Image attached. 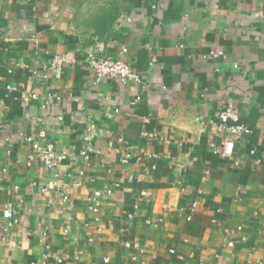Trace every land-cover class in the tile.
<instances>
[{
    "label": "crops",
    "instance_id": "1",
    "mask_svg": "<svg viewBox=\"0 0 264 264\" xmlns=\"http://www.w3.org/2000/svg\"><path fill=\"white\" fill-rule=\"evenodd\" d=\"M68 50L57 78L46 65ZM89 52L141 81L95 84ZM230 104L252 133L219 130ZM39 128L76 157L27 166ZM263 131L264 0H0V220L5 206L19 217L0 264H32L46 243L55 264H264ZM226 139L232 155H215Z\"/></svg>",
    "mask_w": 264,
    "mask_h": 264
},
{
    "label": "built area",
    "instance_id": "2",
    "mask_svg": "<svg viewBox=\"0 0 264 264\" xmlns=\"http://www.w3.org/2000/svg\"><path fill=\"white\" fill-rule=\"evenodd\" d=\"M209 54L213 57H221L224 56L223 52L218 51H209ZM83 60L85 61L87 67L92 71L94 76V83H100L104 78H115L118 79L121 83H125L128 81L132 82H140L141 76L138 72L133 70L126 62L119 59H111L108 57L96 56L94 53H87L84 55ZM76 62V53L75 51L68 50L62 53L54 54L46 68L53 71L54 75L59 78L61 75L62 69L65 65H72ZM9 72L11 70H8ZM36 72V71H33ZM8 88H12L11 85H7ZM32 97H35V94H31ZM140 96H137V100ZM117 110V109H116ZM218 119L220 122L219 130L221 132L226 131L234 138H239L243 134H250L253 132L252 128L247 124L240 122L239 113L237 110L230 104L226 107L220 109L218 111ZM147 121V119H145ZM96 136L95 125L90 124L87 128V132L81 143V150L79 154L84 158L89 155L90 152H93V140ZM264 136V131H263ZM26 142L30 145V152L28 153L25 164L27 166H31L35 160H39L42 164L49 169L55 168L56 166L64 163L69 159H73L76 157L75 154L69 153L67 150H57L54 144L48 140L47 132L43 128H39L37 135L35 136H26ZM213 148V153L215 155H220L222 157L231 156L233 153V142L229 139H226L220 150L214 144H211ZM249 154L253 157L255 163H259L261 159L257 155L254 149L249 150ZM134 154L132 152H126L123 156L120 157L121 162L125 163L130 158H132ZM235 164H239L238 161L234 162ZM5 169H1L4 171ZM79 182H76L75 185H79ZM16 188V186L14 187ZM44 190V189H42ZM112 190L107 189L105 194H111ZM142 194H145L142 191ZM57 195L62 197L63 199H67V195L63 192H57ZM88 208L93 213H96L100 208V199L96 194H92L88 197ZM197 207V202L192 201L189 206V212L186 215L187 220H191L193 217V213L195 212ZM136 208V206H134ZM133 212H129L128 216H132ZM19 222V217L15 215L10 206H5L2 211V219L0 220V231L2 233L1 238L3 239L5 233L9 228ZM148 223L152 222H163L162 216H158L156 218L149 217L147 219ZM236 229H241L240 226H237ZM231 240L227 242V245L232 246ZM132 245L136 246L140 251L143 250L142 245L135 240ZM173 252V250H171ZM104 261H107L105 258ZM32 264H55V258L51 254V246L50 244L44 245V251L41 256V259L32 263ZM218 264H223L219 262Z\"/></svg>",
    "mask_w": 264,
    "mask_h": 264
}]
</instances>
